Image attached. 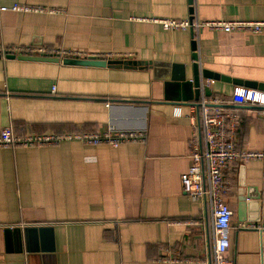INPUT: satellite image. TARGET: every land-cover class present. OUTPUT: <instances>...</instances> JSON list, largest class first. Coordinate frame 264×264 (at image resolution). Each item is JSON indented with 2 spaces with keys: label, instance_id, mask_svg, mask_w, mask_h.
Returning a JSON list of instances; mask_svg holds the SVG:
<instances>
[{
  "label": "crops",
  "instance_id": "obj_1",
  "mask_svg": "<svg viewBox=\"0 0 264 264\" xmlns=\"http://www.w3.org/2000/svg\"><path fill=\"white\" fill-rule=\"evenodd\" d=\"M193 16L264 20V0H0V131L112 125L146 133L117 147L75 140L0 147V264H211L209 208L180 182L193 126L172 109L180 105L185 114L201 99L187 80H209L210 97L239 118L237 148L264 150V108L233 96L237 87L264 90L220 78L264 84V31L164 30L144 19ZM10 46L44 48L45 56L56 50L60 60L9 58ZM63 52L106 65L66 64ZM149 61L183 65L186 81L155 77ZM225 179L233 212L226 258L264 264V160L235 161ZM240 195L260 201L242 219Z\"/></svg>",
  "mask_w": 264,
  "mask_h": 264
},
{
  "label": "built area",
  "instance_id": "obj_2",
  "mask_svg": "<svg viewBox=\"0 0 264 264\" xmlns=\"http://www.w3.org/2000/svg\"><path fill=\"white\" fill-rule=\"evenodd\" d=\"M16 11H42L44 9L27 5L14 4ZM138 19V18H137ZM141 19V18H140ZM145 20L158 23L164 30L191 29L198 32L201 29L223 32L247 31L260 33L264 31V20L256 19H215L199 20L196 17L186 19L147 17ZM54 55L56 54V50ZM44 48L30 46H10L6 54L41 56L45 55ZM53 55V54H52ZM53 55V56H54ZM63 57L68 53H61ZM73 56H83L73 54ZM211 81H201V99L189 105L187 113L182 112L180 105L173 106L175 117L186 116L193 132L189 143L190 165L186 172L180 175L183 192L193 201L208 207L212 225V255L211 264H232L226 258L229 249V232L233 212L225 200L229 191L228 181L224 171L230 163L235 161L245 163L250 160H264V150L239 149L236 145L238 117L220 108L221 99L205 96L204 89L210 87ZM54 91V88H53ZM233 96L243 103L255 104L264 108V92L245 87H237ZM264 119V110L261 112ZM146 133L139 130H118L108 125L101 131L78 133H25L15 134L12 127H5L0 131V147H38L59 144L63 140L80 141L87 145L107 144L117 147L122 143L142 142ZM243 228H256L254 224H241Z\"/></svg>",
  "mask_w": 264,
  "mask_h": 264
},
{
  "label": "water",
  "instance_id": "obj_3",
  "mask_svg": "<svg viewBox=\"0 0 264 264\" xmlns=\"http://www.w3.org/2000/svg\"><path fill=\"white\" fill-rule=\"evenodd\" d=\"M9 58H18V59H26V60H42V61H59L60 58L58 55H49V56H45V55H41V56H26V55H14V54H7L6 55ZM63 63L66 64H81V65H96V66H105L106 65V60L103 59H73V58H69V57H64L61 60ZM148 64L153 68V72L155 77L157 75H160V77H163L164 79L166 78H172L175 81L178 82H185L186 78H185V74H184V68L183 65H179V64H169V63H165V62H161V61H149ZM196 66V65H195ZM194 66V74L196 73V68ZM172 72V73H171ZM169 73L171 74L169 76ZM212 76H215L217 78V74L213 75L212 72L209 71H204V77L210 78ZM222 80L224 81H228L231 82L235 85H243L249 88H254V89H259V90H264V84L263 83H255V82H251V81H241V80H236V79H231L229 77H225V76H221L220 77ZM187 82L191 85V87L194 90V95H195V99L198 100L199 95H200V88H199V81H198V77L197 75H194L193 80H187ZM204 94L206 96H210L211 91L209 88H205L204 89ZM245 198H249V200H253L254 202H246ZM255 206V209H259L260 208V201H259V197H257V195H240L238 197V216L242 219L243 218V213L244 210L248 208H253L252 206Z\"/></svg>",
  "mask_w": 264,
  "mask_h": 264
},
{
  "label": "trees",
  "instance_id": "obj_4",
  "mask_svg": "<svg viewBox=\"0 0 264 264\" xmlns=\"http://www.w3.org/2000/svg\"><path fill=\"white\" fill-rule=\"evenodd\" d=\"M238 123H239V118H238ZM238 126H239V125H238ZM230 164H232V163H230ZM230 164H229V165H230ZM229 165L227 166V168L229 167ZM227 168H226V169H227ZM224 176H225V171H224Z\"/></svg>",
  "mask_w": 264,
  "mask_h": 264
}]
</instances>
